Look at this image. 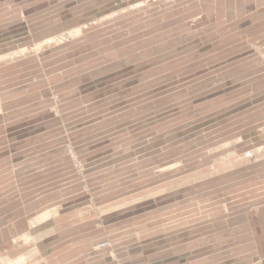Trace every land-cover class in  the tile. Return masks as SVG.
Here are the masks:
<instances>
[{
	"label": "rangeland",
	"instance_id": "1",
	"mask_svg": "<svg viewBox=\"0 0 264 264\" xmlns=\"http://www.w3.org/2000/svg\"><path fill=\"white\" fill-rule=\"evenodd\" d=\"M80 1L0 42V195L23 162L26 223L58 212L0 264H219L264 205V0Z\"/></svg>",
	"mask_w": 264,
	"mask_h": 264
},
{
	"label": "crops",
	"instance_id": "2",
	"mask_svg": "<svg viewBox=\"0 0 264 264\" xmlns=\"http://www.w3.org/2000/svg\"><path fill=\"white\" fill-rule=\"evenodd\" d=\"M65 1L67 0H0V42L12 36L25 35L34 26H39L40 18H43L46 10L58 15L59 10L66 7L62 6L64 4L62 2ZM68 1L69 10L77 8L82 3L80 0ZM2 117L9 121L12 116L3 113ZM20 134L22 132L16 129L9 133V137L17 139ZM15 167L21 171H28L25 174L21 173L13 181L15 187L19 189L18 195H0V199H6L10 204L17 202L15 208L9 209L5 206L0 210V237L8 235L13 243L20 238L23 249L33 240V244L40 250L39 241L50 238L53 232L54 217L58 212L55 211L56 209L41 212L33 217L31 224L26 223V218L30 214L35 215L41 205L40 200L29 199L23 194V188L27 187L29 184L27 180L30 179L28 165L17 162L12 165L11 170H14ZM43 216L45 219L40 220ZM216 223L219 224V227L215 226L214 230V251L218 256L219 264H264V205L236 212L230 215L227 222L219 220V223ZM227 227L229 228L227 229ZM223 229L227 230L223 231Z\"/></svg>",
	"mask_w": 264,
	"mask_h": 264
},
{
	"label": "bare ground",
	"instance_id": "3",
	"mask_svg": "<svg viewBox=\"0 0 264 264\" xmlns=\"http://www.w3.org/2000/svg\"><path fill=\"white\" fill-rule=\"evenodd\" d=\"M78 33V31H75V32H73L72 33V35L73 34H77ZM54 39V38H53ZM21 53V52H20ZM18 55V54H17ZM12 56H14V55H12ZM1 110V109H0ZM264 149V148H263ZM42 219H45V216H43L40 220H42ZM16 233V232H15ZM28 235V234H27ZM26 236V235H25ZM26 237H28V236H26ZM33 241V240H32ZM26 244V243H25ZM19 259V258H18ZM15 261V260H14ZM13 262V261H12ZM11 264H14V263H11Z\"/></svg>",
	"mask_w": 264,
	"mask_h": 264
}]
</instances>
